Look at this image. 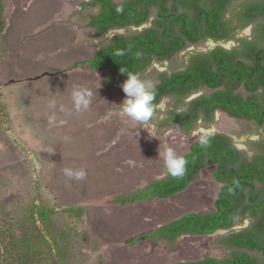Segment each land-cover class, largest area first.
I'll return each instance as SVG.
<instances>
[{
  "label": "rangeland",
  "instance_id": "374dc122",
  "mask_svg": "<svg viewBox=\"0 0 264 264\" xmlns=\"http://www.w3.org/2000/svg\"><path fill=\"white\" fill-rule=\"evenodd\" d=\"M86 1L90 0H4L6 29L0 44V177L4 207L11 212L33 200L38 203L39 198L58 211L85 205L87 213L82 220L67 214L53 219L54 230L69 228V243L87 256L78 257L77 264H179L228 257L231 251L222 240L249 229L252 221L248 217H238L230 230L184 236L172 246L148 240L131 245L136 238L187 213L213 211L220 190L212 176L213 167L202 170L184 193L168 200L128 208L105 202L164 177V153L168 148L183 156L198 139L219 133L229 136L251 158L264 147V128L221 112L215 113L210 122L200 119L187 134L178 125L167 123L171 112L185 109L205 91L182 101L163 99L166 111H157L147 125L121 116L119 109L125 99L122 82H109L104 71L70 70L69 66L90 58L115 35L130 36L151 23L113 30L96 39L86 24L88 16L98 10L84 8ZM253 1L232 0L226 13V21L234 29L231 39L189 46L170 61L153 62L140 74L142 78L156 84L160 74L184 69L195 54L217 47L240 51L243 42L258 41L257 31L263 21L241 25L238 18L242 8ZM249 27L250 33L244 34ZM59 70L64 73L40 77ZM78 86L93 92L86 111L77 112L72 101V91ZM153 131L159 139L152 137ZM65 168H84L87 177L69 178Z\"/></svg>",
  "mask_w": 264,
  "mask_h": 264
},
{
  "label": "trees",
  "instance_id": "16d2710c",
  "mask_svg": "<svg viewBox=\"0 0 264 264\" xmlns=\"http://www.w3.org/2000/svg\"><path fill=\"white\" fill-rule=\"evenodd\" d=\"M231 3L232 0L86 1L84 8L98 10L88 16L86 24L96 39L113 30L138 28L149 22L151 26L130 36L115 35L91 58L78 61L69 69L86 67L94 72L104 71L109 82L123 83L127 79L123 71L141 74L153 62L170 61L189 46L209 39L229 40L234 36V29L226 21ZM238 18L241 25L263 21L257 31L258 41L243 42L240 51L217 47L195 54L184 69L158 76L156 103L165 98L182 101L205 91L185 109L169 114L167 123L178 125L186 134L200 119L212 121L217 111L264 128V0L247 3ZM5 29V2L0 0V44ZM202 140L207 143L202 144ZM183 157L188 163L182 178H173L165 170L161 179L115 195L105 204L128 208L174 198L184 193L202 170L213 167L212 176L220 184L214 210L187 213L136 238L131 245L148 240L172 246L184 236H207L230 230L238 217L248 214L251 227L222 240V245L231 251L228 257H207L179 264H264V147L248 158L229 136L217 133L195 141ZM255 186H258L256 193ZM1 187L0 177V264H77L78 257H87L69 243L67 238L72 233L69 228L60 231L53 228V219L60 214L82 220L87 213L85 205H71L58 211L39 198L38 203L33 200L8 212Z\"/></svg>",
  "mask_w": 264,
  "mask_h": 264
},
{
  "label": "clouds",
  "instance_id": "9594fccd",
  "mask_svg": "<svg viewBox=\"0 0 264 264\" xmlns=\"http://www.w3.org/2000/svg\"><path fill=\"white\" fill-rule=\"evenodd\" d=\"M244 34L250 33V27L243 30ZM122 72V71H121ZM127 79L122 83L121 87L125 93V99L119 109L121 116H126L133 121H138L142 125H147L151 122L157 111H166V104L161 99L156 103L157 90L156 85L150 79L142 78L138 73H128ZM93 92L86 87H75L72 91V101L77 112L86 111L92 104ZM108 117H104L107 119ZM152 137L158 138L155 131L151 134ZM159 139V138H158ZM206 144V140L201 141ZM165 168L167 175L173 178H182L187 171V160L185 157L177 155L174 149L168 148L164 153ZM134 165V161H128ZM64 174L69 178L76 180H84L87 177V171L84 168L73 169L65 168Z\"/></svg>",
  "mask_w": 264,
  "mask_h": 264
},
{
  "label": "crops",
  "instance_id": "0c3cea01",
  "mask_svg": "<svg viewBox=\"0 0 264 264\" xmlns=\"http://www.w3.org/2000/svg\"><path fill=\"white\" fill-rule=\"evenodd\" d=\"M92 57V56H91ZM90 57V58H91ZM87 59H89V58H87ZM87 59H84V60H87ZM79 61H82V60H79ZM76 62H78V61H76ZM76 62H74L73 64H75ZM72 64V65H73ZM72 65H70L69 66V68L72 66ZM81 68H86V67H81ZM87 70H89L88 68H86ZM62 71H64V70H59V71H56V72H54V73H46V74H42V76H40V77H48V76H50V77H52V76H56V75H60V72H62ZM157 180V179H156ZM152 181H154V180H152ZM151 182V181H150ZM145 186V185H144ZM143 187V186H142ZM138 188H141V187H138ZM137 189V188H136ZM135 190V189H134ZM124 192H126V191H124ZM124 192H122V193H124Z\"/></svg>",
  "mask_w": 264,
  "mask_h": 264
},
{
  "label": "flooded vegetation",
  "instance_id": "af4514ba",
  "mask_svg": "<svg viewBox=\"0 0 264 264\" xmlns=\"http://www.w3.org/2000/svg\"><path fill=\"white\" fill-rule=\"evenodd\" d=\"M209 40H211V39H209ZM213 41V40H212ZM214 42H216V41H214ZM217 42H221V41H217ZM217 112H220V111H217ZM216 112V113H217ZM222 113V112H221ZM237 120V119H236ZM257 190H258V186H255V188H254V190H253V192L254 193H256L257 192ZM260 199V198H259ZM253 204V203H252ZM255 204V203H254ZM244 217V216H243ZM245 217H248L251 221H252V219H251V217H249V215L247 214ZM220 231H223V230H220Z\"/></svg>",
  "mask_w": 264,
  "mask_h": 264
}]
</instances>
